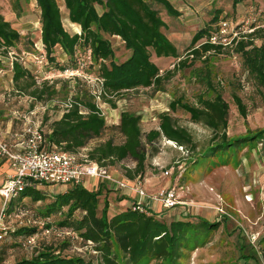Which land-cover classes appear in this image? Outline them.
Segmentation results:
<instances>
[{"label": "rangeland", "instance_id": "374dc122", "mask_svg": "<svg viewBox=\"0 0 264 264\" xmlns=\"http://www.w3.org/2000/svg\"><path fill=\"white\" fill-rule=\"evenodd\" d=\"M169 1L179 12L178 17H170L160 6L148 2L159 12L166 24L162 32L177 49L179 59L188 56L192 37L201 29L209 28L214 31L224 24L227 26L228 40L235 38L232 35L235 32L240 38L242 35L254 34L264 29V0H245L236 6H233L232 0ZM56 2L66 31L70 35L79 34L80 29L68 20L63 0ZM0 15L21 36L20 43L12 50V57L24 59L25 67L39 84L48 82L49 85H55L58 92L54 98L36 103L38 113L34 118L41 122L44 131H48V120L58 113L60 105L68 98L73 99L77 90L81 89L87 90L95 97L107 126L101 138L91 141L87 150L108 139L115 144L121 143L122 138L115 127L122 112L140 117L142 135L158 127V115L163 112H168L180 127L192 135L197 145L193 152L186 149L181 152L165 141L156 142L153 148L143 143L147 156L146 172H150L155 178L161 180L164 178V171L170 168L175 170L177 164L184 161L185 172L179 180L183 187L180 197L184 202L196 206L186 215L176 209L166 214V217L160 215L159 219L166 222L175 219L194 223L200 219L210 224H218L217 228L208 234L204 245L189 251L183 264H264V140L243 144L232 153H217L213 159L201 161V153L210 146V131L192 123L189 115L181 110L172 112L168 109V104L177 99L195 104L199 96L209 97L212 87L221 94L229 107L228 138L249 137L264 130V87L245 69L241 56L234 51L232 43L225 47L222 53L209 55L206 63L201 59L179 66L178 59L156 58L152 54L151 61L159 68L160 74L170 72L169 78L159 90L137 89L115 97V108H112L97 97L100 91L97 66L91 62L88 51H77L74 61L71 62L60 48H56L53 55L55 63L57 66L68 68L63 72L46 59L41 67L32 63L31 56L41 51L39 10L34 0H21L17 5L15 0H0ZM214 19L216 21L212 22ZM205 38L195 46L204 42ZM108 40L113 50V62L120 64L126 61L130 52L124 44L118 38ZM252 41L256 47H264V38L254 37ZM3 58L7 57H1L2 61L5 60ZM234 96L241 100L246 112L245 117L239 113ZM132 166L134 160L128 158L114 169L124 175V168ZM176 172L177 170L169 178L171 183L174 182ZM69 187L71 186L59 184L40 185L37 190L42 192L43 201L33 202L29 198L17 197L12 200L8 211L7 205L10 202L6 204L3 223L8 234L0 243V264H16L33 256L35 250L25 249L23 238L11 233L25 227L36 228L39 233L51 229L47 235L39 236V249L56 246L65 257L85 258L93 254L75 235L57 236L64 230L57 226V222L62 218L60 213H51L49 217L41 215L53 196ZM109 193L110 191L107 197ZM112 199L108 201L109 217L124 209L117 207L116 202L119 199ZM2 202L0 198V207ZM100 205L102 206V201ZM215 207H221L226 215L217 214ZM23 211L28 214L17 216ZM65 243L67 247L61 250V245Z\"/></svg>", "mask_w": 264, "mask_h": 264}, {"label": "trees", "instance_id": "16d2710c", "mask_svg": "<svg viewBox=\"0 0 264 264\" xmlns=\"http://www.w3.org/2000/svg\"><path fill=\"white\" fill-rule=\"evenodd\" d=\"M15 1L17 5L21 0ZM34 1L39 10L40 44L46 60L63 72L68 68L55 63L53 55L56 48H60L71 62L77 51H88L91 62L97 66L98 78L102 80L100 99L112 108H115V97L137 89L159 90L169 78L170 72L160 74L159 68L151 61L152 54L156 58L178 59V65L182 66L188 61L193 63L201 59L206 63L209 55L220 54L225 49L210 44L206 39L216 28L214 31L204 28L192 37L188 56L179 59L177 49L162 32L166 24L148 2L160 6L168 16L178 17L179 12L169 0H63L69 22L80 29L79 34L73 35L63 26L56 0ZM243 1L232 0V3L236 6ZM254 37L264 38V29L242 35L232 44L245 69L264 87V47L254 46ZM108 38H118L124 44L130 52L126 61L120 64L113 62ZM203 38L204 42L195 46ZM20 41V34L0 15V56L8 57ZM11 67L16 90L35 102H45L58 93L55 85L48 82L37 84L22 63L12 62ZM210 89L211 95L199 96L195 104L178 99L168 104L170 111L181 110L189 115L192 123L210 131V146L201 153V161H209L217 153H232L240 145L264 140V130L249 137L228 138V104L220 93L212 87ZM72 100V107L49 124L45 134L47 148L55 146L75 154L86 149L91 141L99 140L107 129L95 97L87 90L78 89ZM234 102L241 116L245 117L241 100L234 96ZM115 129L122 138L121 143L115 144L110 139L99 142L87 150V157L103 168H115L124 160L133 159L134 168H124V176L130 180L142 178L146 171L147 156L143 143L153 148L156 142L166 140L187 151L193 152L197 148L192 135L180 127L168 112L159 114L158 127L145 135H142L140 117L129 112L120 114ZM107 194L108 190L103 185L96 191H89L82 185L71 186L53 196L41 212L43 217L60 213L62 218L57 226L79 238L91 249L92 255L65 257L58 247L47 246L38 248L30 259L16 264H183L189 251L204 245L208 234L218 226L200 219L196 223L175 219L166 222L157 214L141 213L131 207L109 217ZM17 197L29 198L33 202L44 200L42 192L37 189H25ZM16 198L9 201L7 211ZM37 232L36 228L25 227L11 233L23 238ZM66 245H61V250Z\"/></svg>", "mask_w": 264, "mask_h": 264}, {"label": "built area", "instance_id": "2783aa9c", "mask_svg": "<svg viewBox=\"0 0 264 264\" xmlns=\"http://www.w3.org/2000/svg\"><path fill=\"white\" fill-rule=\"evenodd\" d=\"M238 33H233V37L228 40L227 26L221 24L210 36L207 38L208 42L213 45L222 47H228L234 39H238ZM228 40V41H227ZM13 51L8 53V57L12 62H20L25 64L24 59L12 57ZM192 57V56H190ZM45 55L41 51L34 56H31V61L36 66H42L45 63ZM25 66V65H24ZM65 71V70H64ZM73 75V74H72ZM35 78V77H34ZM37 82V81H36ZM100 91L98 98H100L102 80L99 79ZM37 84H39L37 82ZM73 105V100L68 98L61 105L59 112L61 115L67 112ZM34 113L24 118V141L20 143L19 151H12L10 146L0 142V155L7 158L11 167L14 170V174L8 178L4 184L0 187V196L4 200L2 209L0 210V243L7 236L8 230L4 226L3 219L5 217L4 211L6 204L13 198H16L25 189H37L40 185L52 186L55 184L75 186L82 185L85 177L104 178L111 180L108 174V168H103L94 162L88 160L87 149L81 150L75 154L61 151L59 148L52 146L47 148L45 146V134L41 127V122L34 118ZM102 114V113H101ZM103 116V115H102ZM35 119V120H34ZM170 144L174 149L183 151L182 147H177L175 143L163 140ZM175 170L177 175L174 182L167 188H161L154 193L147 194L140 184L139 177L135 179L131 184L130 182L118 183V188H129L137 196L131 208L132 210L139 211L141 213H152L143 206V201L147 200L151 204H156L164 211L179 210L180 213L186 215L189 211H193L196 207L192 203L184 202L180 197L179 192L182 191V187L179 180L182 174L185 172L184 161L177 164ZM174 168H170L163 172L164 178H171L175 172ZM214 211L220 216H225V212L221 207H215ZM27 211H23L17 214L22 216L27 215ZM154 214V213H153ZM51 229L44 230L43 232L35 233L32 235H26L23 237V246L29 251L38 249L37 242L39 236L47 235ZM71 232L64 229L57 236H71ZM253 244V241H252Z\"/></svg>", "mask_w": 264, "mask_h": 264}, {"label": "crops", "instance_id": "0c3cea01", "mask_svg": "<svg viewBox=\"0 0 264 264\" xmlns=\"http://www.w3.org/2000/svg\"><path fill=\"white\" fill-rule=\"evenodd\" d=\"M3 59L5 60L2 61L0 56V142L9 145L12 151H19L20 143L24 141V129L26 126L24 118L30 115V113H34L33 115L38 113V108L36 107L37 102L27 94L16 90L13 81L11 62L9 61V58ZM61 116V113L58 111V113L51 116L52 119L48 120V122L51 123L58 120ZM35 119L38 120L37 118ZM134 166L127 168L133 169ZM107 170L111 180L85 177L83 181L84 185L82 184V186L89 191H96L100 185H103L108 191H110L108 201L112 199L111 197H114L115 201L116 198L119 199L116 202L117 207L124 208L120 210L130 208L131 205L137 201L136 194L129 188H118L117 184L127 181L131 184L137 177L130 180L114 168H108ZM13 174L14 170L11 167L10 162L7 158L0 155V187ZM139 181L147 194L154 193L161 188H167L171 185L169 178H161L160 180L159 178L153 177L150 172L146 171ZM0 198L3 201L2 206L0 207L1 210L4 200L1 196ZM114 199L112 200L114 201ZM143 206L149 211L152 210V213L157 214L158 216L161 215L162 217L163 215L166 217V214L171 212L164 211L160 206L151 204L147 200L143 201Z\"/></svg>", "mask_w": 264, "mask_h": 264}]
</instances>
